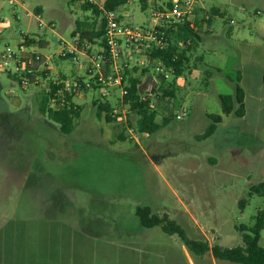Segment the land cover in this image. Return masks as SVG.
I'll return each mask as SVG.
<instances>
[{
	"label": "rangeland",
	"instance_id": "1",
	"mask_svg": "<svg viewBox=\"0 0 264 264\" xmlns=\"http://www.w3.org/2000/svg\"><path fill=\"white\" fill-rule=\"evenodd\" d=\"M170 1L175 0H149L150 8L143 11L140 0H130L118 13L132 27H150L152 11ZM85 3L0 0V52L8 45L16 48L21 31H32L47 43L44 49L35 47L48 57L58 51L61 39L71 41L78 25L99 29L101 17ZM223 3L211 1L206 12L195 8V16L201 21L214 4ZM238 8L228 13L235 24L225 25L221 16L213 19V35L194 52L203 59L198 68L168 78L176 81L178 104H160L157 121H172L154 135L127 125L138 117L122 104L117 88L77 93L74 102L81 112L71 135L45 120L39 111L42 94L63 76L69 87L85 81L84 57L83 64L52 59L50 77L43 78V67L38 83L27 88L0 66V264H236L215 259L211 252L197 256L161 227L143 228L136 208L149 206L160 217L176 220L190 239L223 247L242 245L238 227L255 224L264 210V195L251 194L264 182V87L245 88L244 117L224 115L220 101L221 95L234 94L239 72L257 74L247 60L257 53L256 46L264 50V0H239ZM32 12L57 27L40 28ZM125 54L121 63L138 65L136 76L149 66L141 51L131 47ZM154 67L142 77V97ZM11 69L14 74L16 66ZM94 101L111 103L117 120L99 118ZM208 115L224 120L202 140L212 122ZM261 235L264 246V231Z\"/></svg>",
	"mask_w": 264,
	"mask_h": 264
},
{
	"label": "trees",
	"instance_id": "2",
	"mask_svg": "<svg viewBox=\"0 0 264 264\" xmlns=\"http://www.w3.org/2000/svg\"><path fill=\"white\" fill-rule=\"evenodd\" d=\"M130 0H101L104 8L107 11L118 12L119 8L127 5ZM183 0L170 1L166 4L167 8L174 9L182 3ZM142 10L146 11L150 8L149 0H140ZM86 9L93 10V12L101 17L100 28L91 30H81L80 25L72 33V37H80L81 40L90 42L95 47H105V28L106 22L103 17V12L98 9V6L89 2L85 3ZM163 8V7H160ZM41 12V9L37 10ZM196 11V9H195ZM211 15L208 18H204L203 23L210 22ZM225 18V16H222ZM200 23L190 20H184L176 26L162 29L163 46L152 51L141 52L142 56L147 59L149 66L141 68V75L136 76L139 67L136 65L130 68V64L124 63V76L127 94L122 96L121 102L124 106H130L131 112L138 117L136 124L134 119H128L127 125L133 129H136L140 134L154 135L159 132L163 125H167L172 121L171 118H166L163 124L157 121L158 109L160 104L163 107H168L171 104V100L176 98V81L169 82L163 75H158V84L154 89L153 97H148L143 100L141 97V85L143 83L142 77L150 73V65H159L167 67L172 70L174 77H179L182 72V67L186 55L196 50L202 43V36L198 29ZM25 44L29 47H35L37 44L40 48L47 47V43L33 39L27 40ZM30 57L33 55H26L24 59L26 69L37 68L38 63H30ZM62 60H70L69 58H61ZM9 77L16 81L20 86L22 84V78L25 76L30 77L31 86L36 85L35 77L27 72L19 74H12L10 71L6 72ZM51 75L48 67L42 72L44 79L49 78ZM152 75V74H151ZM153 76V75H152ZM210 77V74H209ZM229 80L234 81L230 76ZM235 83V92L233 95H221L220 101L222 105V112L224 115H235L236 117H244L246 115V91L241 85V73H238L237 81ZM80 87H82L85 93L89 92L90 88H86L84 79L79 80ZM65 76L63 79L51 81L49 89L42 94L39 101V111L45 120L53 122L59 127V131L63 135H71L76 126V121L80 117L81 106L74 102V98L77 95V88L72 86L68 90L59 93L60 90L66 88ZM98 88V86H93ZM100 87V86H99ZM102 88V87H101ZM103 89H107L104 88ZM103 99L107 98V95L102 96ZM153 102H157V106ZM97 106V115L99 118H104L108 123L115 122L117 116L114 115V107L109 102L99 103L94 101ZM176 108V107H174ZM208 118L212 121L208 127L206 133L201 136V139H208L217 130L218 124L222 123L224 118L221 115H208ZM121 138H125L123 135ZM251 194L264 195V182L251 189ZM136 217L139 219L140 225L145 229H151L155 227H161L162 231L170 236L177 235L192 253L199 256H204L206 253L211 252L215 259L227 260L236 264H264V246L262 245V231H264V210L259 211L256 223L251 226H239L238 230L241 232L242 245L233 247H223L221 245L210 246L207 242L190 239L185 230L179 225V223L171 219L168 216L160 217L153 213V210L149 206H137Z\"/></svg>",
	"mask_w": 264,
	"mask_h": 264
},
{
	"label": "built area",
	"instance_id": "3",
	"mask_svg": "<svg viewBox=\"0 0 264 264\" xmlns=\"http://www.w3.org/2000/svg\"><path fill=\"white\" fill-rule=\"evenodd\" d=\"M11 1V0H9ZM98 8L103 12V17L106 22L105 28V47H95L86 40H81L80 37L72 38L71 41L61 39L59 42V49L51 56H44L38 52L36 47H29L25 44L27 40L37 39L30 32L21 31L20 37L16 48L8 45L4 51L0 52V66H5V70L12 73V65L16 66L14 74L27 72L35 77V84L38 83L42 68L46 69L50 64V61L54 58H69L75 63L83 64V57L86 60L87 78L84 81L86 88L92 90H98L104 88H117L121 90L122 96L127 94L124 76V63L122 62L124 54L129 51V48L133 47L137 51L146 52L158 49L163 46V34L162 29L176 26L184 20H191L195 16V8L198 0H183L182 3L174 7L169 8H155L151 13L152 25L150 27L135 28L123 21V17L116 11H107L103 3L97 0H83ZM32 15L38 19V25L40 28L55 29L57 24L55 22L45 23L41 19V14ZM1 32V30H0ZM39 40V39H37ZM26 55H33L30 57V63H38V67L26 69L25 62L22 60ZM126 55V54H125ZM128 56V54L126 55ZM132 56H129V60ZM146 59V58H145ZM141 61V64L145 63ZM147 60V59H146ZM148 62V61H147ZM124 65V66H123ZM82 66V65H81ZM155 76L153 81L146 90L143 100L148 97H153L154 89L158 84V75L163 74L167 79L172 74V70L163 66L162 64L156 65ZM13 74V73H12ZM13 74V75H14ZM66 83V82H65ZM22 87L27 88L31 86V79L28 76L22 78ZM64 90H60L59 93L68 90L69 84H66ZM76 87L77 93L83 92L80 87L79 81H76L73 85ZM100 86V87H99ZM72 87V86H71ZM102 87V88H101ZM103 95H106L105 93Z\"/></svg>",
	"mask_w": 264,
	"mask_h": 264
},
{
	"label": "crops",
	"instance_id": "4",
	"mask_svg": "<svg viewBox=\"0 0 264 264\" xmlns=\"http://www.w3.org/2000/svg\"><path fill=\"white\" fill-rule=\"evenodd\" d=\"M211 1H213V0H200V2L198 4V8H196L197 11L200 12V10H202V11L206 12L207 6L209 3H211ZM238 3H239V0H225V3H223L225 9L221 7L223 5L219 6V5L214 4V6H212V10H211L210 14H215V15L214 16L211 15L212 18L210 19V22L207 23L208 24L207 28H204V29L201 28L202 24H206V23H203L204 20L200 21L197 16H194L190 20V21L197 20L200 23L198 25V29L200 31L201 36H202V33H204V35L206 36V39L202 36L201 45L204 44V40H209L207 38H210L213 35L212 23H213V19L215 17L221 16V18L225 21V25L236 23L235 19L232 16L230 17V15L228 13H229L230 8L237 9ZM241 10L244 11V8H241ZM257 14L260 15L261 13L257 12ZM222 16H225V18H223ZM227 16H229L228 20H227ZM207 18H208V16H207ZM29 32L34 34L32 31H29ZM228 33L232 34V27H230L228 29ZM40 37H42V36H40ZM198 48H199V46H198ZM198 48L186 55V59L184 60L183 67L181 68L182 69L181 75L184 76L187 72H190L191 69L195 70L196 68H198V66H199L198 62L201 61V59H202L201 57H198L199 54H197L196 56L194 55V52L197 51ZM255 50L257 51V53L255 55L253 54L252 58L249 57V59L247 60V63L250 64L251 67H254V69L257 71V74H253L252 76H249V77H247L246 75L243 76V74H242L241 75V84H242L244 89L245 88L253 89V87L255 86V87L259 88L260 90H262V87H264V50H263L262 46H256ZM258 68H259V70H258ZM210 78H212V72L210 73ZM176 91H177V89H176ZM245 91H246V89H245ZM187 95H188V91H186V96L184 99L185 102H187ZM246 98H247V92H246ZM176 104H178L177 100L173 99L174 107ZM190 219L194 222V224L196 226L199 225V223H197V221L193 218V216H190ZM233 246H237V245H232V247Z\"/></svg>",
	"mask_w": 264,
	"mask_h": 264
}]
</instances>
